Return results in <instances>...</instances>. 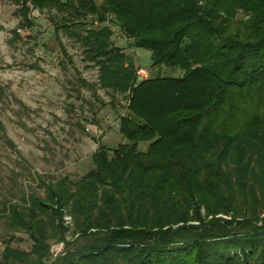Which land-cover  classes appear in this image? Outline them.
<instances>
[{"label": "trees", "instance_id": "trees-1", "mask_svg": "<svg viewBox=\"0 0 264 264\" xmlns=\"http://www.w3.org/2000/svg\"><path fill=\"white\" fill-rule=\"evenodd\" d=\"M16 1L25 27L28 3L62 12L55 30L97 67L91 87L127 105L124 141L99 142L89 171L3 203L0 264H264V0ZM109 16L178 74L138 79ZM64 211L78 238L53 255ZM21 233L28 248L13 244Z\"/></svg>", "mask_w": 264, "mask_h": 264}, {"label": "rangeland", "instance_id": "rangeland-1", "mask_svg": "<svg viewBox=\"0 0 264 264\" xmlns=\"http://www.w3.org/2000/svg\"><path fill=\"white\" fill-rule=\"evenodd\" d=\"M16 2L0 0V208L30 192L43 198L44 184L53 187L65 175L75 181L89 171L99 142L113 148L124 141L118 127L127 105L125 95L91 87L98 69L84 60L75 36L55 30L62 12L39 11L28 3L33 25L25 27ZM111 21L109 16L105 23L113 31L111 39L133 60L138 79L178 74L177 68L151 66L150 51L133 47ZM62 226L63 239H49L53 255L78 238L76 219L68 211ZM7 228L0 216L1 236H8ZM19 235L24 240L14 246L28 248L26 235Z\"/></svg>", "mask_w": 264, "mask_h": 264}]
</instances>
